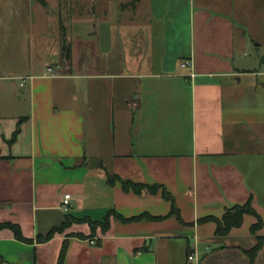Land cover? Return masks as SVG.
Returning a JSON list of instances; mask_svg holds the SVG:
<instances>
[{"label":"crops","instance_id":"1","mask_svg":"<svg viewBox=\"0 0 264 264\" xmlns=\"http://www.w3.org/2000/svg\"><path fill=\"white\" fill-rule=\"evenodd\" d=\"M78 3L65 1V13ZM130 3L129 18L106 20V52L95 50V20L83 33L71 31L64 70L49 72L58 49L39 35L41 54L28 70L0 77L15 78L11 94L18 95L16 110H0V223L19 225L33 240L2 228L0 264H57L65 241V264H250L244 249L257 243V217L246 214L226 235L207 218L251 198L264 235V58L248 56L245 13L264 0ZM184 59L193 61L194 75ZM109 175L165 185L181 220L167 216L172 202L162 189L125 190ZM112 210L167 217L123 221L112 214L106 230L93 231L89 220ZM67 216L83 222L39 240ZM189 247L197 262L188 261ZM255 264H264V246Z\"/></svg>","mask_w":264,"mask_h":264},{"label":"rangeland","instance_id":"2","mask_svg":"<svg viewBox=\"0 0 264 264\" xmlns=\"http://www.w3.org/2000/svg\"><path fill=\"white\" fill-rule=\"evenodd\" d=\"M60 1L58 6L56 0H0V77L10 73L20 74L28 70L33 59L41 54L39 35H47L49 39L52 37L49 45L58 49L57 56L49 57V60L59 62H51L52 66L49 67L55 71L64 70L63 66L71 61V43L68 38L71 31L83 33L95 20L100 21L101 32L99 47L97 46L95 50L102 54L110 47V32L106 33L109 16L126 19L135 12L134 5L130 3L132 0H112L113 3L110 5L107 4L108 0H80V3L73 4L74 9L67 14L66 9L64 10L66 8L64 2L67 0ZM138 6L141 7L142 4H137ZM77 10L79 13L76 12ZM262 12L264 5L259 4H249L245 9V13L251 14L248 17L247 27L250 39L246 48L249 57L264 58V19L256 17ZM69 15L71 22L66 17ZM50 51L53 49L50 48ZM13 81L15 78H0V110H16L15 100L18 95L11 94L14 89ZM17 81L20 82V79ZM23 101L22 106L19 107L26 106L25 100ZM81 222L83 219L70 217L67 227Z\"/></svg>","mask_w":264,"mask_h":264},{"label":"trees","instance_id":"3","mask_svg":"<svg viewBox=\"0 0 264 264\" xmlns=\"http://www.w3.org/2000/svg\"><path fill=\"white\" fill-rule=\"evenodd\" d=\"M23 118H21L17 124V127L13 133V136L11 138V142L15 141L18 137V134L21 131V125L23 122ZM116 180H120L123 184V187L125 190H129L130 188L141 192L143 189L148 188L152 192H157L159 189H162V194L164 198L170 200L172 202V208L170 213L167 216L175 215L181 220L180 210L175 202L174 196L171 194V192L167 189V187L163 184H139L135 183L128 179H123L120 176L117 175H109V182L115 183ZM115 212V213H114ZM112 214H116V216L123 220V221H133V220H141V219H161L165 218L167 216H152L148 213H143L141 215L133 216V217H124L123 215L117 213L116 211H110L106 217L103 220H89L92 230L94 231L97 226L101 225L103 229H107L110 224V217ZM246 214H252L257 217V222H255L251 226V231L256 234L257 243L250 249H244V252L249 257L250 264H255V260L259 254V251L264 246V235H259L257 232L262 228L263 226V219L259 212L256 210L252 203V199L250 198L247 202L243 204H236L231 207H228L226 211L224 212L222 217H209L207 219H212L217 223L216 233L218 235H226L228 234L234 227H239L242 225L244 217ZM69 216H67L66 220L60 225L53 227L45 236H40V241H48L52 239L57 232H63V230L68 226L69 223ZM2 228H10L14 231L15 236L17 239L25 241V242H32L33 240L26 237L23 234V231L21 227L17 224L11 223V222H4L0 223V230ZM81 237H86L85 235L79 234ZM68 250V241H65L63 243V246L60 251L59 259L57 264H65V258ZM193 251L192 247H189L188 254Z\"/></svg>","mask_w":264,"mask_h":264},{"label":"built area","instance_id":"4","mask_svg":"<svg viewBox=\"0 0 264 264\" xmlns=\"http://www.w3.org/2000/svg\"><path fill=\"white\" fill-rule=\"evenodd\" d=\"M181 65L183 67H190L191 68V75H194L193 72V61L190 59H184L181 62ZM49 72H54L55 70L52 67L48 68ZM71 194L67 193L65 194L64 198H63V206L65 209H68L70 202H71ZM91 243H96V239H91ZM188 261L189 262H197L198 261V255L196 251H192L191 253L188 254Z\"/></svg>","mask_w":264,"mask_h":264}]
</instances>
